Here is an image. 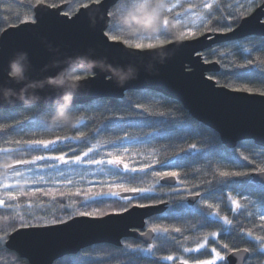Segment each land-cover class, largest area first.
Returning a JSON list of instances; mask_svg holds the SVG:
<instances>
[{
  "label": "snow or ice",
  "instance_id": "obj_1",
  "mask_svg": "<svg viewBox=\"0 0 264 264\" xmlns=\"http://www.w3.org/2000/svg\"><path fill=\"white\" fill-rule=\"evenodd\" d=\"M66 3V0H60ZM46 0H29L25 5L33 13L36 7L44 5ZM96 5H103V0H78L79 8L87 9L89 12L95 9ZM169 15L180 26L177 41H169L174 48L185 55L196 71L189 76L181 74L180 80L184 83L199 81L203 86L206 82L203 79L200 62L192 59L193 53L200 56L205 64L211 63L204 53L197 51L195 45L183 44L182 42L205 35V32L221 34L229 42L228 51H236L244 59V63H237L233 60L230 63H222L224 52L218 49H209L210 55H217L220 59L215 62L221 64L226 71L222 73L223 83L216 81V86L229 88L233 92H251L252 89L245 86H237L234 81H251L253 78L264 85V0H232L226 3L225 0H169ZM56 3L48 7L56 8ZM117 6L115 0L113 6L103 10L109 23L102 26L105 28L104 35L111 41H121L128 48L152 49L151 41L133 42L118 36L117 29L110 23L113 10ZM257 8L260 12L246 19ZM178 9H180L178 11ZM195 9V11H194ZM100 11V10H98ZM72 13L65 11L64 16ZM84 17L88 13L82 14ZM81 16H77L80 20ZM189 19L191 26H189ZM20 23H35V15L17 17ZM10 23L6 18L0 17V33L7 35L5 24ZM164 30L161 35L168 37L166 31L168 26L167 18L164 21ZM236 28L240 31L237 32ZM203 29V30H201ZM232 33L231 36L227 35ZM213 36H206V39H213ZM172 51L173 49H166ZM232 69V71H228ZM243 69L244 71H237ZM2 76H8L5 69ZM2 78V77H0ZM208 76L207 80H213ZM211 91V89H209ZM228 95V93H224ZM264 96V91L259 92ZM243 99V98H240ZM155 104H171L172 101H159L152 98L150 101ZM120 106L111 111H120L123 114L107 119L102 126L96 127L91 134L78 131L74 135L55 136L52 139H17L10 141L17 147H0V162L10 159L12 162L6 165L0 164V175L12 183H0V189L6 194L7 200L0 198V207L5 209L18 208V197H27L28 213L19 212L12 215L13 223L9 225L12 232L5 230L0 234V251L5 249L17 250L14 246L23 241L32 239L39 241L45 234L41 232H22L25 228H48L51 225H63L60 231L86 233L97 229H104L116 234V241L93 242L76 249L75 254L69 258L66 254H57L50 257L46 264H110L115 259L109 252L101 255L96 251L99 245L107 244L118 250L127 259V264H189L184 254H188L191 264H264V235H255L251 228H245L244 221L251 222L254 218L249 207L256 206L259 219L262 222L259 231L264 232V198L258 202L249 199L246 193L249 189L259 188L264 190V167L254 168L252 171H227L213 167L209 163L206 177L201 183H187L188 172L181 176L179 171L171 169L187 168L190 161L205 157L207 153H215L223 161L239 166L247 167L244 162L254 164V158L244 152L237 153V148H245L248 141L238 140L237 144L230 146L231 151L212 144L206 149H201L197 143H187L186 147L176 150L175 145H168L161 150H153L147 155L152 157L150 163H139L137 158L145 154L133 151L129 146L151 144L154 140L171 138L176 136L180 143L188 141L189 137L197 134L204 135L198 128L182 123L172 118V112L151 111L140 102L133 103L126 94L125 100L119 102ZM181 109H177L180 111ZM35 124L32 127L47 128L46 121L39 117L32 118ZM85 120L82 117V122ZM151 122V123H149ZM205 128L215 135L218 130L213 126L201 122ZM22 121L16 120L15 125L0 126V132L11 128L13 131L23 132L30 125L20 127ZM87 126V125H84ZM129 128H139V132H129ZM150 128L151 132L145 133L142 129ZM111 132V137H101L104 133ZM183 133H188L184 135ZM29 136L34 133L29 132ZM92 140H96L92 143ZM201 143H210L209 140ZM222 144L223 141L221 140ZM86 151H80L87 146ZM172 149L171 155L160 158L162 152ZM24 153H39L30 158H24ZM59 153V154H57ZM125 158L131 161L126 162ZM158 165L159 167H153ZM87 166V167H85ZM92 166H95L93 169ZM105 168L114 177L113 182L106 180H90L87 186L80 187L74 184L73 176H79L83 181L93 171L104 173ZM150 170V172H149ZM200 170L196 169L195 173ZM258 172L259 176L253 174ZM151 174L154 179L148 187H129L127 183L120 182L125 178L129 182L136 181L141 175ZM32 185L27 190H15L17 185ZM227 190V191H226ZM235 195H234V194ZM50 198L49 203L53 209L61 214L55 215L47 208L43 200L32 210V197ZM237 197L239 199H237ZM67 199V202L65 200ZM215 200L216 203L210 202ZM145 201L151 203H144ZM244 201V203H241ZM171 202V203H170ZM163 204L164 208L157 205ZM228 214L221 215V206ZM153 209V212H138V209ZM125 213L127 215H125ZM195 214L199 216L202 223L177 227L165 225L159 221L181 220L185 215ZM52 217L49 219V217ZM140 217V224L136 226L134 221ZM144 217H147L145 220ZM243 217V221L241 218ZM8 217H5L7 219ZM212 225L219 227V232H208L203 238L197 237L195 247L187 246L190 237L187 233H199ZM235 235L239 242L221 243L223 237ZM140 240L141 242H136ZM132 241V242H129ZM241 243L246 247H241ZM166 245H171V251L166 255H158L166 251ZM210 249V251H209ZM219 249V250H218ZM176 253H181L177 256ZM23 255L22 253L20 254ZM201 255H211V259H200Z\"/></svg>",
  "mask_w": 264,
  "mask_h": 264
},
{
  "label": "water",
  "instance_id": "obj_2",
  "mask_svg": "<svg viewBox=\"0 0 264 264\" xmlns=\"http://www.w3.org/2000/svg\"><path fill=\"white\" fill-rule=\"evenodd\" d=\"M113 2L114 0H103L102 10L101 5H96L91 12L80 8L73 16L67 17L63 15L66 4L51 8L45 3L36 7L35 23H21L7 28V35L1 33L0 36V85L11 83L8 76L2 74L5 69L8 70L9 62L20 54H26L29 65L27 74L33 80L55 75L60 68L52 67L54 61L91 55L93 59L105 60L114 66H134L137 73L135 78L121 87L106 73L97 69L93 76L83 82L73 106H84L105 98L121 100L129 91H153L179 102L195 121L206 122L217 129L226 148L231 149L230 146L237 144L238 140L245 139L264 149V96L252 92H233L229 88L221 89L216 86V81H209L207 77L219 72L220 65L215 61L205 64L195 53L192 59L200 62L206 83L202 86L199 81L182 82L181 74L189 76L196 69L173 44H167L163 49H133L121 41L109 40L104 35L103 22L96 20L95 13L97 10L103 13V10L113 6ZM118 2L119 0H115V5ZM86 12L88 15L84 17L82 14ZM259 12L260 9L257 8L245 18L250 20ZM78 15L81 16L80 20H77ZM236 31L239 32L240 29L236 28ZM227 35L231 36L232 33ZM206 36L213 34L205 33L182 43L195 45L196 50L202 53L216 46L229 44L224 35L215 34L213 39H206ZM40 95L42 100L38 105H51L56 98V93L51 89L41 91ZM21 107L25 106L19 101L13 104L0 103V111ZM253 174L259 176L258 172ZM157 207L165 206L160 204ZM138 212L151 213L153 209H138ZM134 224L139 226V216ZM63 227L57 224L48 228L20 229L22 232H41L45 235L39 241L28 239L14 246L18 251L8 250L15 252L28 264H46L54 255L63 253L73 256L80 246L93 242H115L117 239L115 233L104 229L80 233L60 231ZM176 264H180V261Z\"/></svg>",
  "mask_w": 264,
  "mask_h": 264
},
{
  "label": "trees",
  "instance_id": "obj_3",
  "mask_svg": "<svg viewBox=\"0 0 264 264\" xmlns=\"http://www.w3.org/2000/svg\"><path fill=\"white\" fill-rule=\"evenodd\" d=\"M29 0H0V17L6 18L10 23L5 24V29L13 26H17L21 24L19 21H17V17L19 16L21 19L23 16H30L34 13L24 7L23 5L27 4ZM34 2V0H33ZM175 2V0H173ZM196 2V1H193ZM226 3H231L232 0H225ZM56 3L59 6L66 4L65 11H69L72 13L69 16H73L77 11H75L76 7L78 6V0H66V3H61L60 0H46V4H52ZM119 2L116 4V6H119ZM11 5L16 9V15H12L9 11H7V6ZM80 9V8H79ZM180 9H178L179 11ZM248 15H246L247 17ZM208 33V32H205ZM115 34V33H114ZM1 36V33H0ZM144 38V37H142ZM163 38H167L163 36ZM141 39V38H140ZM138 39V40H140ZM137 40H134L133 42H136ZM229 44L225 45H219L212 49H218L219 52H224L225 56L222 58V63H230L233 60H235L237 63H244V59L241 57V55L236 51V49H231V52L228 51ZM204 55L210 60V61H216L217 59H220V57L217 55H210L209 50L204 52ZM220 70L217 73H211L209 76H213L214 80H220L221 83H223V76L221 75L226 70L221 67ZM228 71H232V69H228ZM237 71H244L243 69H237ZM234 83L237 84V86H245L252 89V93H258L261 91H264V85L258 82L255 78H253L251 81L245 80V81H234ZM128 97H130L131 101L133 103L140 102L144 104L146 108H148L151 111H163V112H172V118L175 120H179L182 123L185 124H191L193 128H198L200 132H203L204 135L197 134L194 137H189L188 141L185 143H180L176 136H172L171 138H164L160 140H154L151 144H142V145H133L129 146L133 151H139L144 153L145 155L143 157L137 158V161L139 163H150L152 157L148 156L147 153L155 150H161L168 145H175L176 150H179L181 147H186L187 143H197L201 149H206L210 147L212 144H216V146L227 149L231 151V149L226 148L223 144L220 143L221 139L220 136L216 133L213 134L212 131L208 130L203 126V124L195 121L190 114L182 107V105L179 102H176L174 100H171L169 98H166L160 94H157L153 91H129L126 93ZM125 94V96H126ZM125 96L121 100H114V99H101L93 101L90 104L84 105V106H73L74 110L80 112L83 114V117L85 120L81 123L79 128L71 130V131H50L49 126L47 124V128H41V127H32V124H35V121L32 119L33 117H39L41 116V113L49 108L51 105H37L35 107H21V108H13L9 110H1L0 111V126L3 125H15L16 120L22 121V124L20 127H23V125L28 124L29 127L25 128L23 132L20 131H13L11 128L6 129L5 132H0V147H17L15 144L10 143V141L17 140V139H52L55 136H64V135H74L77 134L78 131H83L86 134H91L92 131L98 127L102 126L103 123L107 121V119L112 118L113 116H120L123 113L120 111H111L110 109H115L118 106H120L119 102L122 100H125ZM155 97V99L163 102L171 100V104H155L151 103L150 101L152 98ZM177 109H181L180 111H177ZM47 123V122H46ZM151 123V122H149ZM87 125V126H84ZM145 133L151 132L152 129L150 128H144L142 129ZM129 132H139L141 129L139 128H129L127 129ZM34 133V135L29 136L28 133ZM184 135H188V133H183ZM112 133H104L101 135V137H98L97 139H102L104 137H111ZM209 140L210 143H201V141ZM96 140H92V143H95ZM248 146L245 148H237V153L244 152V154L249 155L250 158H254L255 163L254 164H248V162H244L247 167H239L234 166L227 161H223L221 157L216 155L215 153H207L205 157L198 158L194 161H190L188 163L187 168H181V169H171L174 171H179L181 176L184 175L185 172H188V179L187 183H201L205 178H210V176L206 177V173L208 172L209 163L213 167H218L220 170H237V171H252L254 168L264 167V149L257 147L252 141H248ZM90 146H83L80 151H86L87 147ZM172 152V149H169L167 152H162L160 158H165L167 156H170ZM39 153H24V158H30L32 155H38ZM59 154V153H57ZM2 159V157H0ZM126 162H129L131 164V161H129L128 158H125ZM87 167V166H85ZM93 169H95V166H92ZM153 167L158 168V165H153ZM199 169V173H195V170ZM150 172V170H149ZM74 184L76 186L85 187L87 186V182L90 180H106L108 182H113L114 177L108 172V169L105 168L104 173H98V172H92L88 177H86L83 181L79 176H73L72 177ZM154 177L149 175H141V177H138L136 181L129 182L125 178H120V182L127 183L129 187H148L153 182ZM10 183V181H7L4 179L2 175H0V183ZM12 182V181H11ZM29 187H34L32 185H17L15 186V190L18 192L21 189L27 190ZM227 191V190H226ZM234 194V193H233ZM249 195V199L253 201H259L261 198H264V190L259 188H253L249 189V191L246 193ZM235 195V194H234ZM0 198H4L7 200L6 194L2 189H0ZM237 199H239L237 197ZM32 210H37L36 205H38L41 200H43V203L45 206L49 209H51L55 215H60L61 213L57 209H53L52 205L49 203L50 198H41L38 195L36 197H32ZM28 201L29 198L27 197H18L17 201L12 202L14 205L18 204L19 207H14L13 209H5L3 207H0V234H2L5 230L12 232L9 225L13 223L11 217L15 213L19 212L20 214H27L28 209ZM67 202V199L65 200ZM210 202L216 203L215 200H211ZM144 203H151L148 201H145ZM171 203V202H170ZM241 203H244V201H241ZM260 207L259 203H257V208ZM38 211V210H37ZM249 211L253 213L254 218L251 222L244 221L245 228H251L254 231L255 235H264V232H260L259 226L261 225V221L259 219V215L257 213L256 207H249ZM228 214L226 210L224 209L223 205L221 206V215ZM229 218L231 219L232 216L230 214ZM5 217H8L5 219ZM52 217L50 216L49 219ZM243 221V217L241 218ZM159 223H163L165 225H173L177 227H187L189 225H199L202 223V220L199 216L195 214H189L185 215L181 220H165V221H159ZM219 232V227L216 225H212L208 228L203 229L201 232H191L187 233L190 237L189 243L187 246L195 247L196 239L197 237L203 238L204 235H206L208 232ZM132 242V241H129ZM140 242V241H136ZM233 243V242H239L235 235L233 237H223L221 239V243ZM246 244L241 243V247H246ZM166 251L163 253H159L158 255H166L168 254V251H171L172 246L166 245ZM219 250V249H218ZM96 251L100 252L101 255H106L107 253H111L115 259L111 260L110 264H127L126 257L122 256L118 250H115L111 246L107 244H101L98 246ZM210 251V249H209ZM177 256L181 255V253H176ZM186 259H189V263H191V259L189 258L188 254H184ZM71 258L72 256H68ZM200 259H211V255H201L199 256ZM179 260H177L178 262ZM176 262V263H177ZM0 264H28V262L24 259H21L15 252H12L8 249H5L3 251H0Z\"/></svg>",
  "mask_w": 264,
  "mask_h": 264
},
{
  "label": "clouds",
  "instance_id": "obj_4",
  "mask_svg": "<svg viewBox=\"0 0 264 264\" xmlns=\"http://www.w3.org/2000/svg\"><path fill=\"white\" fill-rule=\"evenodd\" d=\"M99 2V0H95ZM169 0H120L111 15L113 27L117 29L116 35L130 41L142 37H149L152 49H163L169 41H177V32L180 26L169 15ZM7 11L16 15V9L11 5ZM97 21L106 25L109 20L105 14L95 13ZM167 18L169 33L167 38L161 35L164 30V21ZM61 65H64L61 67ZM53 68H60L55 75L33 80L28 76L29 65L26 54H20L9 62L8 80L10 84L0 85V103L13 104L21 102L25 107H35L41 100L40 92L51 89L56 93V98L51 106L44 110L41 115L47 122L50 131H71L79 128L83 114L74 110L73 101L76 94L83 87V82L95 74L99 69L116 82L123 85L130 79L135 78L137 69L134 66H114L105 60L93 59L91 55L69 57L64 61H54ZM12 85H19L14 87ZM10 159L0 162L2 165L11 163Z\"/></svg>",
  "mask_w": 264,
  "mask_h": 264
},
{
  "label": "rangeland",
  "instance_id": "obj_5",
  "mask_svg": "<svg viewBox=\"0 0 264 264\" xmlns=\"http://www.w3.org/2000/svg\"><path fill=\"white\" fill-rule=\"evenodd\" d=\"M193 1H196V0H193ZM194 11H195V9H194ZM189 26H191V20L189 19ZM201 30H203V29H201ZM199 37V36H198ZM197 38V37H196ZM190 39H193V38H190ZM187 40H189V39H187ZM148 41H150V38L149 37H144V38H141L140 40H137L136 42H148ZM10 183H12L11 181H10ZM256 210H257V213H258V209L260 208V207H258L257 208V204H256ZM179 262V261H178Z\"/></svg>",
  "mask_w": 264,
  "mask_h": 264
},
{
  "label": "flooded vegetation",
  "instance_id": "obj_6",
  "mask_svg": "<svg viewBox=\"0 0 264 264\" xmlns=\"http://www.w3.org/2000/svg\"><path fill=\"white\" fill-rule=\"evenodd\" d=\"M137 241H139V240H137ZM141 242V241H140Z\"/></svg>",
  "mask_w": 264,
  "mask_h": 264
}]
</instances>
